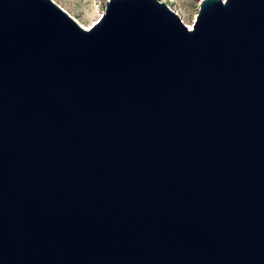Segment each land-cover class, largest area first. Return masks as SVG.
<instances>
[{"label": "water", "instance_id": "obj_1", "mask_svg": "<svg viewBox=\"0 0 264 264\" xmlns=\"http://www.w3.org/2000/svg\"><path fill=\"white\" fill-rule=\"evenodd\" d=\"M0 264H264V0H0Z\"/></svg>", "mask_w": 264, "mask_h": 264}, {"label": "rangeland", "instance_id": "obj_2", "mask_svg": "<svg viewBox=\"0 0 264 264\" xmlns=\"http://www.w3.org/2000/svg\"><path fill=\"white\" fill-rule=\"evenodd\" d=\"M83 24L90 26L100 18L107 0H54ZM186 14L192 25L202 0H165Z\"/></svg>", "mask_w": 264, "mask_h": 264}, {"label": "bare ground", "instance_id": "obj_3", "mask_svg": "<svg viewBox=\"0 0 264 264\" xmlns=\"http://www.w3.org/2000/svg\"><path fill=\"white\" fill-rule=\"evenodd\" d=\"M83 24V23H82ZM86 27H89L88 25H86V24H84ZM191 25H192V23H191ZM193 26V25H192Z\"/></svg>", "mask_w": 264, "mask_h": 264}]
</instances>
